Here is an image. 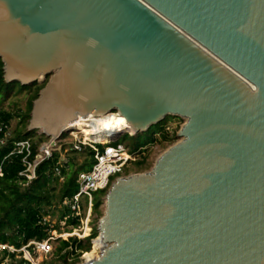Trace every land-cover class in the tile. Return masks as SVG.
I'll return each instance as SVG.
<instances>
[{"label": "water", "instance_id": "95a60500", "mask_svg": "<svg viewBox=\"0 0 264 264\" xmlns=\"http://www.w3.org/2000/svg\"><path fill=\"white\" fill-rule=\"evenodd\" d=\"M0 57L7 82L47 80L28 129L53 145L80 115L184 119L111 184L80 264H264V0H0Z\"/></svg>", "mask_w": 264, "mask_h": 264}, {"label": "trees", "instance_id": "16d2710c", "mask_svg": "<svg viewBox=\"0 0 264 264\" xmlns=\"http://www.w3.org/2000/svg\"><path fill=\"white\" fill-rule=\"evenodd\" d=\"M47 80L43 83L35 82L29 85H22L18 81L7 82L4 78V63L0 57V125L11 126V121L15 115L20 117L23 129L14 130L13 134L8 137L4 145H0V245H7V247H0V264H32L29 260L21 257L17 259L18 255L22 256L23 251L18 249L27 245L30 241H42L50 235L55 227L44 220L45 215L48 214L44 209L45 204L51 202V197L48 192V186L55 181H59V174L56 173L57 167H60L61 173L66 175L62 190V200L64 198L72 197L78 190L79 184L77 178L79 173L90 170L92 168L85 162L78 169H74V159L59 166L58 162L60 154L58 152L40 164L37 169V178L25 185L26 178L20 175L24 169L23 154L13 153L15 142L22 139L32 138L37 130H29L28 126L31 119V112L34 105V100L39 96L40 90L45 86ZM15 91H33L27 100L26 109L22 112L21 109L17 113L4 109L2 104ZM171 117V116H170ZM166 117L160 123L152 125L147 131L139 132L137 134H128L133 141L127 145L133 152L143 150L147 146L155 143L162 136L165 140L171 136L170 132L166 130ZM44 134V133H43ZM42 134V135H43ZM66 135L65 133L62 137ZM33 154L37 152L40 141L33 140ZM119 141H114L117 143ZM102 147L101 144H99ZM86 159L92 158L94 163V150L91 147H86ZM142 164L143 161H138ZM68 167V168H67ZM90 168V169H89ZM25 185V186H24ZM106 190L97 191L94 193L93 212L96 214V225L93 233L85 239L78 237H70L68 239H61L60 246L57 252L60 258L64 260L65 264H75L80 259L82 252L91 249V240L99 235L98 222L103 215L104 196ZM63 216H67L68 224L76 226L80 224V217H75L71 207L65 206ZM98 239V238H97ZM101 240H96L95 247L100 244ZM33 244L28 247L30 249ZM9 247H14L12 250ZM87 253V252H86ZM11 258L10 262H5L6 257ZM72 256V262L68 258Z\"/></svg>", "mask_w": 264, "mask_h": 264}, {"label": "rangeland", "instance_id": "374dc122", "mask_svg": "<svg viewBox=\"0 0 264 264\" xmlns=\"http://www.w3.org/2000/svg\"><path fill=\"white\" fill-rule=\"evenodd\" d=\"M32 92L33 91H23V92L15 91L14 93H12V95L7 100L4 101V103L2 104L3 108L12 111L15 114L17 113V111H19V109H21L22 112H24L26 109L27 100L29 99ZM21 120L22 119L20 117L15 115L14 119L11 121L10 127H11L12 134L14 130H17V129L24 130L23 124H21ZM183 123H184V119L169 117L165 124H166V130L170 132L172 137L165 140L161 136L159 140H157L152 145L148 146V148H146L143 153H141L139 156L135 157L133 161H131V163L125 168L124 172H121V173H118L112 176L111 184L119 176H127L133 173L150 170L154 166L157 158L168 147H170L171 145H173L175 142H177L180 139V137H178V132L181 129ZM41 133L43 132L38 129L36 131V134L33 135V140L40 141L41 143L44 141L50 140L49 136L45 134L42 135ZM128 134H131V133L130 132L122 133V135H120L117 138V141L124 143L125 145L131 144L133 141V138L128 136ZM65 137L67 140L71 139L70 135L65 136ZM85 137L91 140H94V141H104L106 139V138L93 139L88 136H85ZM86 152L87 151L73 152V151H70L68 147L67 153H65L64 157H66L65 159L67 162L71 161V159H74V163H75L74 169L80 168L82 165L85 164V162L87 163V165H89V167H91L94 164V160L92 158L86 159ZM138 161H143V163L140 165L137 163ZM56 173L59 174L58 175L59 181H55L54 183H51L48 186V192L51 197V202L49 204L44 205L45 211L48 212V214L45 215L44 220L50 223L52 227L53 226L55 227L50 232L51 234L56 233L55 234L56 238L52 240V251L48 253L40 252L35 246H32L30 249L27 248L31 257L34 259V264H65L64 260L60 258V254L57 252V249L60 246L61 239H68L70 237H78L80 239H85L93 233V229L95 228V225L97 223L96 214L93 212V209H92L91 216L88 219V213H87V208H86V211L83 210L81 215L79 216L80 224L76 226H73L72 224H68L67 216L64 217L63 213L65 212V206H68L70 204V200L67 197L62 200V194H63L62 186H63L64 180L66 179V175L62 173H58V170L56 171ZM24 184L28 185L29 183L27 182ZM108 189H106V192ZM80 203L82 207L85 209L86 197H83ZM102 207L104 209V204L102 205ZM98 237L99 235L91 240V249L89 251H86L87 253L82 252L79 256L80 259L75 264H80L84 262L86 259L87 261H90L97 257V254H99L98 248L102 247L101 244L95 247V242L96 240L99 239ZM18 251L20 250L18 249ZM21 257H24L25 259H27L26 257L29 258L28 253L26 254L24 251H23L22 256L18 255L16 258L20 259ZM1 258H2V255L0 254V259ZM72 259L73 257L70 256L68 258V261L72 262ZM4 261L10 262L11 258L7 256ZM30 262L33 264L32 261Z\"/></svg>", "mask_w": 264, "mask_h": 264}, {"label": "built area", "instance_id": "2783aa9c", "mask_svg": "<svg viewBox=\"0 0 264 264\" xmlns=\"http://www.w3.org/2000/svg\"><path fill=\"white\" fill-rule=\"evenodd\" d=\"M11 127L7 125H0V145H4L7 142L8 137L11 136ZM43 134V133H41ZM66 135L56 140V144L53 145L51 140L40 142L37 152L33 154V139L27 138L18 140L15 142L13 151L10 154L18 153L23 154L24 169L20 172V175L26 178V182L30 183L37 178V169L41 163L50 159L54 153L60 154L59 166H63L67 161L64 157L69 147L70 151L82 152L86 147H91L94 150V157L96 159L92 168L88 171L79 173L77 182L79 184V190L69 198V206L75 217H79L82 211L88 213V219L91 216L93 209L94 193L109 188L112 180V176L124 172L125 168L144 152L148 146L143 150L131 151L127 145L121 142L113 143L107 136L104 141H93L86 139L85 136L77 128H70ZM71 136V139L67 140L65 136ZM133 135V134H132ZM102 145V147L99 146ZM58 173H61L60 167L56 168ZM1 173V168H0ZM83 197H86V207H82L80 201ZM56 233H53L42 241H30L27 245L20 248V251L28 253L27 259L32 261L27 248L30 245H34L40 252L48 253L52 251V240H54ZM5 248L7 245H0ZM12 250H16L14 247H9ZM100 251V248H98ZM99 253V252H98ZM98 255V254H97ZM86 261V260H85Z\"/></svg>", "mask_w": 264, "mask_h": 264}, {"label": "bare ground", "instance_id": "6f19581e", "mask_svg": "<svg viewBox=\"0 0 264 264\" xmlns=\"http://www.w3.org/2000/svg\"><path fill=\"white\" fill-rule=\"evenodd\" d=\"M68 127H75L79 129L84 136H88L93 139L106 138L107 134L132 131V128L128 125L126 118L116 112H109L101 115H80L78 118L72 120ZM98 238L101 240L100 244L103 246L104 244L102 239L100 237Z\"/></svg>", "mask_w": 264, "mask_h": 264}, {"label": "flooded vegetation", "instance_id": "af4514ba", "mask_svg": "<svg viewBox=\"0 0 264 264\" xmlns=\"http://www.w3.org/2000/svg\"><path fill=\"white\" fill-rule=\"evenodd\" d=\"M170 116H168V118H169ZM171 118H180V117H176V116H171ZM180 119H182V118H180Z\"/></svg>", "mask_w": 264, "mask_h": 264}]
</instances>
